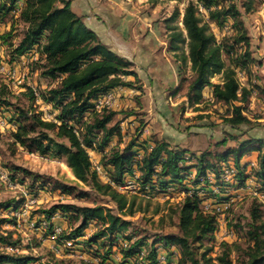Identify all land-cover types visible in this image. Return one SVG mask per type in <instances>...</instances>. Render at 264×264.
I'll return each mask as SVG.
<instances>
[{"label": "trees", "instance_id": "16d2710c", "mask_svg": "<svg viewBox=\"0 0 264 264\" xmlns=\"http://www.w3.org/2000/svg\"><path fill=\"white\" fill-rule=\"evenodd\" d=\"M199 1L208 10V22L213 21L219 27L223 26V21L228 17L234 22L232 34L222 43H217L213 33L208 31V24H201L198 7L192 0H188L184 7L181 20L183 30L171 24L177 16L176 10L167 19V47L178 53L181 45L186 42L187 53L175 55L184 63L188 60L192 71L191 76L185 77L181 75V69H178L179 80L174 93L185 84L183 95L189 105L199 104L204 101L203 90L209 87L212 101L227 107L223 126L219 127L221 133H211L210 145L194 153L186 147L187 137H171L166 134L155 136L150 148L145 144L140 146L136 139H131L123 148L113 147L104 152L118 131L117 125L110 124L114 111L94 109L92 101L118 87L140 89L141 86H136L128 79L133 76L134 81L139 80L132 62L117 54L99 38L87 25L86 15L78 14L72 9L71 0H0V20L7 17L14 20L11 28L0 35L1 43L8 47L10 60L14 62L36 48L39 59L31 63L32 68L38 69L43 78L55 81L46 90H40L38 96L57 111V121L45 120L36 112L34 103L37 95L34 90L30 89L26 94L29 100L26 107L13 104L7 99L0 100L6 107H13L15 112L12 118L16 125L11 134L13 144H18L29 152L64 158L78 181L108 192L117 201L119 210L125 207L127 201L114 184H122L135 168L140 173L139 180L142 183H149L150 186L157 183L160 189L181 184L194 171L192 184L182 188L185 195L176 207V231L154 236L147 243L148 236L126 232L131 226L130 222L110 208L60 203L42 211L48 222L56 211L62 215L69 213L70 226L55 233L57 241L64 243L71 240L75 244L77 239L84 237L83 232L90 222L95 220L98 223L97 229L84 238L83 243L88 246L97 245V248L103 246L105 250L102 258L106 257L113 245L119 248L125 262L135 259L142 248H145L146 252L138 264H158L157 245L164 249L174 245L180 251L176 264H212L211 258L207 257L210 248L204 246V242L213 241L217 212L214 209L205 210L203 201L215 198L219 199L217 203L223 202L218 197L221 192L226 193L225 189L229 187L228 180L223 178V169H234L232 179L237 188L245 187V181L250 176L261 188L264 187V134L255 133L256 124L245 114L251 91L239 86L234 69H248L252 62L250 37L240 19V11L232 0L224 7L219 5L220 0ZM261 2L264 10V0ZM16 22L23 27L15 35L13 31ZM223 54L229 56L234 68L226 66ZM217 73H222V83L210 82V77ZM142 147L143 153L138 158L137 150ZM90 149L104 152L100 165L109 169L108 181L100 180L88 153ZM249 152H257V158L256 166L247 174V165L242 164L241 159ZM192 158L195 159L194 162L189 163L188 160ZM230 160L233 162L232 166L228 164ZM8 168L10 172L19 171L23 178H30L27 186L30 190H34L35 182L41 179L42 186L51 185L63 193H75L78 198L89 195L85 189L57 179L47 181L43 176L20 166L10 164ZM210 175L216 181L212 185L220 191L206 197L202 194L210 185ZM18 205V201L12 198L0 200V209H17ZM263 213L261 204L252 200L246 223L248 244L241 248L243 257L239 264H264ZM2 221L4 220H0V223ZM49 226L51 228V224ZM10 237V233L5 235L1 232L0 243L15 244L16 241ZM106 241L108 245L105 244ZM221 246L222 251L216 258L218 264H232L230 245L222 242ZM37 260L30 253L0 251V264H31Z\"/></svg>", "mask_w": 264, "mask_h": 264}, {"label": "rangeland", "instance_id": "374dc122", "mask_svg": "<svg viewBox=\"0 0 264 264\" xmlns=\"http://www.w3.org/2000/svg\"><path fill=\"white\" fill-rule=\"evenodd\" d=\"M84 1L94 3L92 5L94 8L92 7L88 11V17H96L97 20H100L99 15L105 9L106 12H112L116 16L127 10L134 11V14H130L128 19L127 42L136 45V47L129 50L130 54L134 52L136 60H141L143 57L145 62H148L147 56L149 55L157 61L156 67H158L152 71L147 68L146 76L144 75L142 80L134 81L133 76L128 77L136 86H141L140 89L118 87L92 101L94 109L114 111V117L110 124L117 125L118 131L105 147L104 152L113 147L123 148L131 139H136L140 146L145 144L150 148L151 140L162 134L171 137L176 135H179L180 138L187 137V140L185 139L186 147L194 153L207 148L210 145V136H212L210 134L221 133L219 127L223 126V117L227 107L212 101L209 87L203 90L204 101L199 104L189 105L183 95L185 84L177 93H174L179 80L178 69H181V75L189 77L192 74L191 64L188 60L185 63L182 62L180 57L175 55L181 54V52L187 53L186 42L181 45V50L178 53H174L165 46L168 34L167 19L176 10L177 16L171 24H175L183 30L181 20L188 0ZM192 1L198 7L197 13L201 24H208V31L213 33L217 43H222L226 37L232 34L234 22L232 18H226L223 21V26L219 27L213 21L208 22V10L199 0ZM261 1L232 0L240 11V19L250 37V50L253 59L248 69L234 68L229 56L223 54L226 66L235 69V78L239 86L246 87L251 91L245 114L251 122L256 124L254 128L256 134H264V10ZM230 3L229 0L219 1V5L222 7L228 6ZM246 5L249 7L246 8ZM134 22L136 24H133ZM13 23L14 20L10 17L0 20V35L7 32ZM22 27L19 22H16L13 33L18 34ZM116 33L120 32L116 31ZM183 33L185 34V31ZM33 50L34 53H32ZM33 50L28 52L23 59L19 57L12 62L8 47L3 45L0 39V100L7 99L13 104L26 107L29 104L26 94L30 89L35 90L37 98L34 109L36 112H39L45 120L57 121V111L50 103L38 96L40 90H46L49 86L54 85L55 81L43 78L38 69L32 68L31 63L39 59L36 48ZM132 68L136 71L134 66ZM150 68H154V66ZM222 79V73H217L210 77V82L222 83ZM157 100L161 102L159 105L156 103ZM14 113L13 107H6L0 102V200L12 198L19 204L17 209H0V220H4L0 223V233L5 235L10 233V238L16 241L13 245L0 243V251L30 253L38 259L31 264L45 262L50 264H85L86 262H90V264H138L140 262L146 252L145 248H142L143 250L135 256V259L125 262L116 245H113L106 257L102 258L105 250L103 246L97 248V245L84 244V238L89 237L98 227L95 220L90 222L83 232L84 237L77 239L75 244L71 240L64 243L57 241L55 233L70 226L69 213L62 215L56 211L48 222L42 211L60 203L100 205L110 208L114 213L130 222L131 226L126 232H135L136 236H148L147 243L154 236L176 231V207L185 195L182 188L191 186L194 171H191L188 178L181 184L177 183L160 189L157 183H152V186L149 183H142L139 180L140 173L135 168L125 177L122 184H114L127 201L125 207L119 210L117 201L108 192L99 191L78 181L65 163L64 158H56L51 154L41 155L37 152H29L22 146L13 144L11 134L16 126L12 121ZM87 116L89 117V115ZM189 129L191 132H188ZM134 149L136 150V147ZM143 150L144 147L137 150L136 157L139 158ZM104 152H98L96 149L88 150L91 162L97 169L102 182L109 180V169L100 165ZM256 155L254 152H249L241 159L242 164L247 165L245 171L247 174H250L252 167L256 166ZM194 160L192 158L188 162H194ZM10 164L43 176L47 181L57 179L65 184L85 189L89 195L78 198L75 197V193H63L52 188L51 185H40L41 179L35 182L36 188L30 190L27 187L30 178H23L19 171L10 172L8 168ZM228 164L232 166V160ZM223 171L225 173L223 178L229 182V187L225 189L227 192L224 194L221 192L218 197L223 199V202L217 203L219 199L215 198L203 201L205 210L214 209L217 212V228L213 234V241L204 242V246L210 248L207 257L211 258V263L218 264L216 258L222 251L221 243L227 242L230 245L229 256L232 264H239L243 257L241 248L248 244L246 223L249 220L250 204L252 200H256L261 204L264 212V187L261 188L260 184L248 175L250 178L245 181V187L237 188L232 179L234 169L224 168ZM210 178L212 179L208 182L210 185L202 194L206 197L220 191L212 185L216 182L212 175ZM253 191H257V194H254ZM50 224L51 228H49ZM119 241L124 244L123 241ZM105 244L109 243L106 241ZM86 247L90 250H87ZM157 247H159L157 250L158 264H162L161 258L165 259L163 264H170V262L176 264V260L180 257V251L176 246L172 245L169 249L160 248V245Z\"/></svg>", "mask_w": 264, "mask_h": 264}, {"label": "crops", "instance_id": "0c3cea01", "mask_svg": "<svg viewBox=\"0 0 264 264\" xmlns=\"http://www.w3.org/2000/svg\"><path fill=\"white\" fill-rule=\"evenodd\" d=\"M94 5L93 2L84 1V0H72L71 6L72 9L79 14L86 15L87 25L93 29L99 36V38L108 44L117 54L127 58L133 63V66L136 69V73L139 79H143L144 75L146 76V69L149 68L151 71L156 70V60H153L151 56H147L148 62H145L141 57V60H136L134 52L130 54L129 50H132L136 45L128 43V19L130 14H134V11L127 10L125 13L119 14L118 16L112 14V12H106V9L101 15H99L100 20H97L96 17H88L89 9ZM96 5V4H95ZM94 8V7H93ZM111 13V14H109ZM95 14V13H94ZM133 24H136L135 22ZM119 31L120 33H116ZM166 42V39H165ZM167 44V43H166ZM167 47V45H165ZM35 51L33 50L32 53ZM27 55V54H25ZM25 55H22L20 58H24ZM144 56V55H143ZM154 66V68H150ZM150 88V87H148ZM154 90V88H152ZM173 91V90H172ZM157 105L161 103L159 100L156 101ZM158 108V107H157ZM257 154V152H254ZM257 158V155H256Z\"/></svg>", "mask_w": 264, "mask_h": 264}, {"label": "built area", "instance_id": "2783aa9c", "mask_svg": "<svg viewBox=\"0 0 264 264\" xmlns=\"http://www.w3.org/2000/svg\"><path fill=\"white\" fill-rule=\"evenodd\" d=\"M34 93H35V90H34ZM35 95H36V93H35ZM98 104H100V103H98ZM253 193H254V194H257V191H253ZM226 207H227V206H226ZM164 260H165L164 258H161V259H160V262L163 264V263H164ZM170 264H174V263H173V262H170Z\"/></svg>", "mask_w": 264, "mask_h": 264}, {"label": "bare ground", "instance_id": "6f19581e", "mask_svg": "<svg viewBox=\"0 0 264 264\" xmlns=\"http://www.w3.org/2000/svg\"><path fill=\"white\" fill-rule=\"evenodd\" d=\"M106 96V95H105ZM103 97V96H102ZM230 171V170H229ZM232 175H233V173H232ZM121 186V185H120Z\"/></svg>", "mask_w": 264, "mask_h": 264}]
</instances>
